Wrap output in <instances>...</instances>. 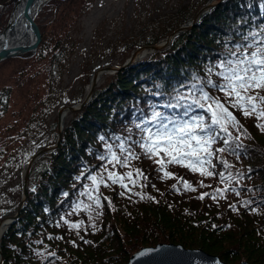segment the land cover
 <instances>
[{"label": "trees", "instance_id": "1", "mask_svg": "<svg viewBox=\"0 0 264 264\" xmlns=\"http://www.w3.org/2000/svg\"><path fill=\"white\" fill-rule=\"evenodd\" d=\"M2 1L6 3L9 0ZM75 1L79 3L78 0H60L56 11ZM209 1L198 0L195 5L184 6L169 16L166 25L158 32L149 38L117 45L114 53L122 47L121 52L129 55L141 46L156 45L193 21ZM39 27L43 41L32 58L46 64L49 95L39 104V118L44 120L57 103L53 92L61 83L65 60L70 53L64 38H56L53 45L52 39H46L45 28ZM254 32L260 36H249ZM246 36L248 40L244 39ZM261 37H264V0H225L202 17L191 30L176 37L166 50L154 52L147 60L108 75L106 81L96 87L89 104L72 114L58 148L35 162L24 208L0 240L3 264H128L141 249L159 244L201 249L227 264H264V131L256 126L264 121L255 117L245 118L238 110H233L243 129H246V135H241L239 141L243 145L237 150L239 158L231 152L223 155L234 165L231 169L233 174L243 173V179L232 182L240 195L228 191L227 199H220L219 203L210 197L198 199L201 193H211L215 188L224 187L218 177H201L187 168L169 165L168 171L176 177H183L196 188V191H187L178 179H162L163 174L157 165L132 144L139 139L136 125L150 119L153 109L168 116L186 118L182 116L184 107L170 108L165 105L175 104L177 94L189 96L194 93L199 96L200 93L191 87L197 83L194 77L205 82L209 78L219 82L215 72L209 74L208 69L219 71L215 66L222 59H234L228 50H235L238 45H246L252 40L264 45ZM124 63L120 61L119 67ZM3 80L0 67V84ZM205 90L223 99L222 93L206 83ZM12 93V86L0 88V121L10 110ZM190 115L210 114L194 107ZM29 131L30 124L22 135L27 138ZM233 135L239 133L233 130ZM101 136L105 137L104 141L99 139ZM116 137L132 144L141 155L139 160L132 161L133 168L118 166L116 170L124 173L140 168L147 179L135 186L126 181L131 191L119 185H101L103 207L98 209L100 215L95 211L92 213L94 220H89L84 211L68 215L75 203H90L87 196L80 193L85 191L86 185L91 187L92 182L87 176L102 170L106 161H100L98 157L106 153L105 143L115 146L120 142ZM129 137L131 139H127ZM57 141L58 125L54 122L44 128L38 138L26 142L20 149L8 153L7 149L0 147V163L7 155V162L0 167V175L16 173L18 168L22 174L40 149L55 145ZM221 146V142L214 145L215 148ZM213 163L217 165L215 171H224L218 160L213 159ZM201 180L211 187H200ZM174 184L176 188H173ZM6 186L7 183L0 180V220L17 214L23 196L22 182L15 187ZM121 192L125 195H120ZM65 193L68 195L65 196ZM149 196L155 197V200L149 199ZM246 201L250 202L247 206L244 204ZM229 204L235 205L236 210ZM62 216L73 222L84 221L79 235L63 224ZM93 222L95 228L92 227ZM49 236L63 239H49ZM52 252L56 255L50 256Z\"/></svg>", "mask_w": 264, "mask_h": 264}, {"label": "snow or ice", "instance_id": "2", "mask_svg": "<svg viewBox=\"0 0 264 264\" xmlns=\"http://www.w3.org/2000/svg\"><path fill=\"white\" fill-rule=\"evenodd\" d=\"M249 36L257 37L260 34L254 32L249 33ZM244 39L248 40V37L246 36ZM250 49L251 51H249ZM228 52L231 57L235 58L220 60L215 66L219 71H215L213 68L208 69L209 74L215 72V75L220 78L219 82L211 78L205 82L199 77H194L197 83H193L191 87L200 93L199 96L194 93L189 96L177 94L175 104L165 105L170 108L184 107L182 116L186 118L168 116L153 109L150 119L136 125L139 130V139L132 142L139 147L145 157L157 165L158 170L163 174L162 179H178L187 191H196V188L183 177H176L174 173L168 171L169 165H179L193 173H199L201 177H218L224 187L215 188L211 193H201L198 197L200 200L210 197L217 203L220 199H227L228 191L239 196L240 192L236 187H233L232 182L243 179V173L233 174L231 169L234 165L229 163L223 155L225 152H231L239 158L237 150L243 147L239 141L241 135H246V129H243V125L233 110H238L245 118L255 117L258 121H264V45L258 40H252L246 45H238L235 50L229 49ZM205 83L222 93L223 99L219 95H213L206 91ZM194 107L203 109L210 115H190ZM256 126L264 131V123H258ZM233 130L239 135H233ZM99 139L104 141L105 137L101 136ZM115 139L120 141L115 146L105 143L106 153L100 154L98 159L106 161V163L102 164L101 171L87 176V179L92 182L91 187L86 185L85 191L80 193L81 196H87L90 203L84 201L75 203L72 212L68 215H78L84 211L88 214L89 220H94L92 213L95 211L97 215H100L98 209L103 207L100 194L101 185L104 187L119 185L121 188L131 191L129 183L126 181L135 186L141 180L147 179L140 168H134L133 171L124 173L116 170L118 166L133 168L132 161L139 160L141 155L125 139L120 137ZM127 139H131V137ZM218 142H221L222 146L215 148L214 145ZM213 159L223 165L224 171H215L217 165L213 163ZM176 187L174 184L173 188ZM200 187L210 188L211 185H205L201 180ZM136 194L141 195L140 193ZM67 195L65 193V196ZM120 195H125V193L121 192ZM141 198L144 197L141 196ZM148 198L155 200V197L149 196ZM248 203L250 202H244L245 206ZM229 207L236 210V206L233 204H229ZM60 219L69 229L75 230L77 235L84 226V221L73 222L64 216ZM57 226H60L59 222H57ZM92 227H96L94 222ZM48 238L63 239L59 236H49ZM85 242L88 243V241ZM37 243H42V241H37ZM73 243L75 242L73 241ZM37 255L42 254L37 253ZM49 255L55 256L56 254L52 252Z\"/></svg>", "mask_w": 264, "mask_h": 264}, {"label": "rangeland", "instance_id": "3", "mask_svg": "<svg viewBox=\"0 0 264 264\" xmlns=\"http://www.w3.org/2000/svg\"><path fill=\"white\" fill-rule=\"evenodd\" d=\"M13 1L0 2V33L7 25ZM59 1L51 0L37 16L38 24L45 28L46 39H52L54 45L56 38H64L70 53L65 60L61 83L53 92L57 103L46 119L39 118V104L49 95L46 64L36 62L32 58L34 55L19 56L0 64L4 74L0 88H13L10 110L0 121V147L7 149L8 153L20 149L26 142L34 141L44 128L54 122L58 125V110L61 106L81 104L96 71L119 66L122 60L125 62L123 65H126L136 49L129 55L121 52L122 47L114 53L117 45L129 40L149 38L166 25L169 16L188 4L195 5L198 0H78V4L75 1L56 11ZM164 40L166 38L159 42ZM151 54L142 55L133 64L147 60ZM108 63L111 65L106 66ZM108 75L101 76L99 85L106 81ZM80 99H83L82 102H79ZM76 100L79 103L70 105ZM72 114L67 112L63 130ZM28 124L29 136L25 138L22 132ZM6 159L7 155L3 157L0 167L7 162ZM25 169L22 174L18 168L16 173L0 175L3 178L0 180L7 183L6 188L22 182L23 189Z\"/></svg>", "mask_w": 264, "mask_h": 264}, {"label": "water", "instance_id": "4", "mask_svg": "<svg viewBox=\"0 0 264 264\" xmlns=\"http://www.w3.org/2000/svg\"><path fill=\"white\" fill-rule=\"evenodd\" d=\"M37 0H26V7L24 10V18L27 20L28 29L35 37V42L31 46L28 47H18V48H12L8 43L6 42L3 46V48L0 50V64L3 62L16 58L19 56H24V54L27 55H35L38 52V49L43 41V35L40 30V27L36 21L38 12H34L33 9L35 8V2ZM225 0H211L206 6L202 7L201 10L197 13L194 20L186 25L181 26L174 32H172L166 40L157 43L156 45H146L141 46L137 48L130 58V60L127 62L126 65H123L121 67L113 65L110 67L102 68L96 71L93 76L92 80L88 89V94L86 98L83 100L81 104H78L76 106H61L58 110V142L53 146H48L44 149L39 150L35 156L28 162L24 175H23V196L21 200L20 207L17 211V214L15 216L7 217L2 220H0V228L4 224L6 225L2 236L5 232V230L8 228L10 224L15 222L17 217L22 212L25 202L27 200L28 194V185H29V177L32 171V168L35 164V162L40 159L43 155L49 154L53 152L55 149L58 148L59 143L61 142L62 134H63V122L62 118L63 115L67 114V112H78L81 111L89 102L92 100L95 89L97 86H99V82L101 79V76L103 74H114L118 72L120 69L127 68L128 66L132 65L135 61H137L142 55H146L147 53H153L157 51H162L164 49H167L171 46L173 40L180 36L182 33H185L189 30H191L197 23L200 21L201 17L205 14H207L210 10L213 8L219 6L222 4ZM0 237V240L2 238ZM4 263V255L1 248V242H0V264ZM128 264H227L223 262L219 257L213 256L208 254L207 252L198 249V250H190L186 249L181 245H175V244H159L156 247H149V248H143L136 254H134ZM242 264H250L248 262H243Z\"/></svg>", "mask_w": 264, "mask_h": 264}, {"label": "bare ground", "instance_id": "5", "mask_svg": "<svg viewBox=\"0 0 264 264\" xmlns=\"http://www.w3.org/2000/svg\"><path fill=\"white\" fill-rule=\"evenodd\" d=\"M50 1L51 0H37L35 2V8L33 9V11L38 12L39 15ZM25 7L26 0H14L12 2V10H10L7 25L4 28V31L0 33V50L3 48L6 42L12 48L28 47L34 44L35 37L29 31L27 20L24 18ZM65 119L66 114L63 115L62 118L63 124L65 122ZM5 227V224L1 226L0 237L2 236Z\"/></svg>", "mask_w": 264, "mask_h": 264}]
</instances>
